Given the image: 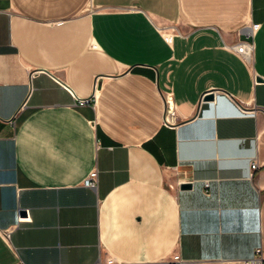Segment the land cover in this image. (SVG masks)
Masks as SVG:
<instances>
[{"label":"crops","instance_id":"obj_1","mask_svg":"<svg viewBox=\"0 0 264 264\" xmlns=\"http://www.w3.org/2000/svg\"><path fill=\"white\" fill-rule=\"evenodd\" d=\"M260 258L264 0H0V264Z\"/></svg>","mask_w":264,"mask_h":264},{"label":"built area","instance_id":"obj_2","mask_svg":"<svg viewBox=\"0 0 264 264\" xmlns=\"http://www.w3.org/2000/svg\"><path fill=\"white\" fill-rule=\"evenodd\" d=\"M258 26L257 25H253L252 28L255 29L257 28ZM231 48L237 52L242 58H244L248 63H250V61L252 60V54H253V51H254V44L252 41H240L238 43H236V45L234 46H231ZM62 86L67 89V91H70L69 89V86L66 85L65 83L62 84ZM164 100H165V114L166 115V121L170 123V120L172 118L175 117L176 113H175V105H174V100H172V94H166L165 97H164ZM77 102L79 105H84L86 103L89 102V99H82V98H77ZM241 110H242V113L244 115H252V114H255L256 110L255 108H249V107H246V106H241ZM251 170L252 172L257 169L259 167V163L254 160V161H251ZM86 184L87 185H90L91 187L93 188H96V181L93 180V179H88L86 181ZM206 187L208 186V182L205 184ZM261 250L258 249L257 253H260ZM161 264H169L168 261L166 262H162ZM175 264H183V260H179L177 261ZM247 264H264V258H260L258 260H252V261H248Z\"/></svg>","mask_w":264,"mask_h":264},{"label":"water","instance_id":"obj_3","mask_svg":"<svg viewBox=\"0 0 264 264\" xmlns=\"http://www.w3.org/2000/svg\"><path fill=\"white\" fill-rule=\"evenodd\" d=\"M203 99L205 101L215 100V98H214V92H211V93H208V94L204 95L203 96ZM180 187L183 188V189H189V187H191V183L190 182L189 183H183V184H181ZM22 213L25 214V210H23Z\"/></svg>","mask_w":264,"mask_h":264}]
</instances>
